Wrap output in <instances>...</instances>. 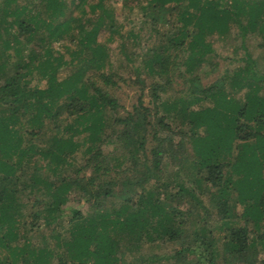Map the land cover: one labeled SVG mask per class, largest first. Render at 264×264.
<instances>
[{
    "label": "trees",
    "instance_id": "trees-1",
    "mask_svg": "<svg viewBox=\"0 0 264 264\" xmlns=\"http://www.w3.org/2000/svg\"><path fill=\"white\" fill-rule=\"evenodd\" d=\"M120 1L124 8L142 12L136 21L138 30L146 31L140 55L148 70L144 76V70L132 67L140 91L136 104L123 113L118 99L105 87L122 78L98 40L100 16L93 21L63 18L64 0H0V242H5L0 246L4 251L6 244L15 243L12 250L17 255L0 257V264H135L143 256V245L158 241L170 244L166 259L171 264H264L260 255L264 253V224L263 229L260 225L264 218V71L259 73L263 66L245 51L242 66L228 79L230 74L206 84L198 71L213 54L207 39L212 34L240 35L244 48L246 36L256 33L264 46V0ZM71 3L76 9L84 4L92 10L100 7L109 15L113 10L102 0ZM42 10L48 19L41 17ZM76 21L79 26L74 29ZM67 33H72L71 38ZM126 36L136 39L137 32ZM52 42L62 45L69 59L53 49ZM23 44L25 51L19 48ZM66 67L70 73L59 78L58 72ZM36 68L46 79L43 85L33 75ZM174 82L191 87L184 94L177 90L181 105L164 96ZM243 88V95L234 98ZM145 93L150 104L143 101ZM210 111L214 116V111H220L224 119L237 114L223 128L211 125L218 139L214 144L200 140L204 135L197 130L209 131L206 114ZM240 117L247 119L240 122ZM173 122L186 123L188 129H171ZM224 133L230 134L226 144L220 143ZM148 135L152 144L147 147ZM88 139L87 156L78 163L76 153ZM113 142L128 153L126 162L108 161L101 146ZM189 146L194 156L186 150ZM254 147L258 154H249ZM163 162L180 173L197 164L193 184L209 194L208 206L188 184L189 176L186 185L177 173L171 180L164 177ZM26 190L32 199L23 202ZM230 190L235 194L228 195ZM72 193L92 201L93 216L84 217L74 208L65 215L63 205ZM109 197L118 200L112 212L101 210ZM182 199L189 201L184 210ZM238 203L243 205L240 215L235 209ZM27 206L37 208L30 212ZM211 209L224 229L222 237L206 224ZM43 210L46 214L41 216ZM234 218L239 224L229 223ZM39 220L49 229L44 234L41 229L39 235L47 234L54 248L30 245L26 222L33 225ZM256 229L261 231L254 236ZM22 235L29 238L28 244L19 241ZM86 235L92 239L87 244L72 245L74 238Z\"/></svg>",
    "mask_w": 264,
    "mask_h": 264
},
{
    "label": "rangeland",
    "instance_id": "rangeland-1",
    "mask_svg": "<svg viewBox=\"0 0 264 264\" xmlns=\"http://www.w3.org/2000/svg\"><path fill=\"white\" fill-rule=\"evenodd\" d=\"M24 0H18L19 3H21ZM65 1V5H66V14L64 15L63 18H67L69 15H71L72 17H78L80 18V20L85 21L88 18H90V20H94L96 19V17L100 16L101 19L97 21L98 25H99V29H98V40L107 48V50L109 51V55H110V61L113 65V68L115 71H117L118 76L121 75V80L119 79L117 81V84L114 86H105L110 94H112L113 96H115L121 107H120V113H123L125 110H131L132 109V105L136 104L137 102V98H138V94L140 91V86L137 83H134V76L135 74L132 71V67L133 66H137L140 67L142 70H144V76L145 74H148V70L147 68L143 65V61L141 59V53L144 51V47H145V41L144 39H146V31H144L142 29L138 30L139 28H137L139 26V24L137 23V18L141 16L142 12L138 11V9H133V10H128L126 8H124L122 6V2L120 0H118V3L113 2L111 0H102V3L104 5H109L112 6L113 10L111 15L109 14H104L102 12V9L100 7H95L93 10L89 8L90 4H84V6L82 8H73V4L71 3V0H64ZM78 0H75V2L77 3ZM89 3H94L96 2V0H88ZM41 17L48 19V15L46 14V12H44L43 10L41 11ZM61 17V19H63ZM92 18V19H91ZM78 21L73 23V28L77 29L78 28ZM88 22V21H87ZM90 23V22H89ZM110 25H112L111 27H113L112 30H110ZM44 29V28H43ZM166 28L162 29V31L164 32ZM12 31H15V27H12ZM129 31H134L137 32V38L136 39H132L129 38L128 36H126L128 34ZM72 33H67L66 36L68 38H71ZM210 36V35H209ZM152 37V36H151ZM207 39H209L212 42V48L214 49L213 54L208 56L200 65H199V69L198 71L200 73H202L201 75L203 76V80L205 81L204 83H211L213 82L215 79H217L218 77L224 76V75H229L226 79L230 78V76H232L233 73H235L238 69L239 66H242L243 60L245 59V51H248L252 58H257L258 59V64L259 66H263L261 69H259V73H261L262 71H264V46H262L260 43L263 42L261 40L260 35L258 34H248L246 36V41H245V47L242 48V39L240 37V35H233V34H224V35H217V34H212L210 37H207ZM26 45H19V48L22 49L23 51L26 50ZM73 47V46H72ZM234 47L237 48V52H234ZM2 48V44L0 42V49ZM52 48L58 50L59 52L63 51L64 52V58L69 59V55L67 54V50L64 49V47H62V45H59L57 42H52ZM76 48V47H74ZM72 48V49H74ZM39 52V51H38ZM62 52V53H63ZM1 53V52H0ZM26 53V52H24ZM69 53V50H68ZM125 54L127 55L128 59L127 60L125 57ZM210 61L212 63H210ZM215 63V64H214ZM40 61L37 62V65L40 67ZM180 69H183V66L180 67ZM40 70L36 68V71L33 70V75L35 76V79L37 80L36 82L40 83V85H43L46 82L45 78H42L40 75ZM71 71L70 67H66L64 69H61L58 72V77L61 78L67 74H69ZM103 71L106 73L108 71L107 67H105L103 69ZM89 72H94L93 69L89 70ZM100 72V71H99ZM98 73V72H96ZM28 79V83H29V75H27L26 77ZM25 78V80H26ZM94 79V77L92 78ZM114 79H116V77H114ZM224 79V80H226ZM24 80V82H25ZM95 80H98V77L95 78ZM179 80V78H175L174 77V81ZM31 84H33V81L30 82ZM30 85V84H29ZM102 86H104L102 84ZM173 88L172 90H170L168 93L164 94V96L167 98V100L171 101V100H175V102H177L178 105H181V101L178 99L179 95V91H177L180 88V93L184 94L186 91L185 89L189 88L191 89L189 84H185V83H173L172 84ZM183 87H185L183 89ZM246 89L243 88L240 91H238L237 96L235 97H239L243 95V92ZM146 92V90H145ZM229 93V91H227V94ZM262 93V92H261ZM193 96V94L191 95ZM230 97H228L229 99ZM236 98V99H237ZM143 101L145 104H150L149 102V96L148 94H144L143 96ZM216 110H218V107L215 108ZM215 112V116L213 114H210V112H208L207 115V122L208 126H209V131H207L205 129L206 132H204V130L202 129H197L199 135L203 134L204 136L200 137V140H206L209 143H216L218 141V139L215 141L216 134L212 132V128L211 125L214 127V125L218 126L219 124V129L223 128L224 126H226L227 123H230L234 120H236V115L235 113H230L228 116H225L226 118L224 119V115L220 113V111H214ZM210 115V116H209ZM199 116V115H198ZM247 119L246 117H240L239 121H243ZM169 122H171L169 120ZM181 127V129L183 130H187L188 126L185 123H182L181 126L178 125V123H171V129L174 130H178V128ZM216 130V129H215ZM147 141L145 140V144L148 146H150L152 144V141L150 140V136L148 135L147 137ZM175 139H177V135L174 137ZM230 141V134L228 133H224L223 134V140H221L220 143H227ZM90 140L88 139L85 142V145L81 146L78 150V152L76 153V160L78 163L81 162V160L85 157V151H84V147H88L90 146ZM52 149L54 148L53 146L51 147ZM101 149L103 151V153L108 154V161L114 165L115 162H126V159L128 157V153H124V151H122V147H120V144H117L115 142H113L112 144L106 143L104 145L101 146ZM186 150H188L190 152V154L192 156H194V150L192 149L191 146H189V148L186 147ZM256 152L258 154V151L256 150V148L254 147L249 154H251V152ZM54 154H58V152H56V150L54 151ZM87 156V155H86ZM168 163V162H167ZM189 167V168H188ZM187 169L185 171H183V173H180L179 171L177 172L175 170V168H172L170 165L166 164L165 162H163V169H164V177L167 176V178L169 180H171L175 173H177V178L178 179H182L183 183L186 185V181L185 179L188 177L190 179V182H188V184H190L191 186L195 187V194L197 195V193H199L197 196L200 198L201 202L205 205L208 206L209 204V194L207 193H202L199 192L198 188H196V185L193 184V180L195 178V174H197L198 172V166L197 164H191V168L190 166L187 165L186 167ZM192 171L191 176L189 175V172L186 173V171ZM86 175H90V171L87 170L85 171ZM115 174L110 173V176H113ZM180 177V178H179ZM176 178V177H175ZM172 191H175L174 188H172ZM198 191V192H197ZM197 192V193H196ZM34 193V192H33ZM31 193L27 192V190L25 191L24 195L21 196V199L23 200V202H25V200L28 198L29 200L32 199L30 196ZM233 195L235 194V191L230 190L228 195ZM232 200H230L228 203L229 205L231 204ZM189 203L188 200H184L182 199V203H181V209L184 210V204ZM103 208H101V210L103 211H109L112 212L117 206H118V200L114 199V198H106L103 200L102 205ZM26 209V207H24ZM37 207L34 208H29L27 206L26 210H30V212L35 211ZM63 208L65 209V215H70L71 212V208L74 209H78L80 210V213L82 215H84V217L87 216H93L94 213L96 212V208L94 207V204L92 203L91 200H87L83 197H79L78 194H70L69 198L67 199L66 203L63 205ZM98 209V208H97ZM235 209L237 214L240 215V213L242 212L243 209V205L242 204H236L235 205ZM202 214V211L199 210L198 213ZM46 214L44 212V210L42 211V215ZM26 222V221H25ZM33 222V221H32ZM44 221L43 220H39L37 222H35V224H31L29 221L26 222V228L29 229V238H27L26 235H22L21 238L19 239V241L23 244L26 245L29 243L28 239L30 240V245H35V246H43L44 244L50 245L49 248H54V245H52L51 243V239L49 238V236L47 234L41 236L39 235L41 233V229L42 233H48L49 229L47 227H45V225H43ZM220 219L218 218V216L215 215L213 209H211L210 211V215H207L206 218V224H208L207 226L210 227L214 233L215 236H219L222 237L224 232V229L219 228L220 226ZM232 225L235 224H239V220L234 218L232 220H230L229 222ZM263 224H264V218L262 219V221H260V225H262L261 229H263ZM38 225V226H35ZM20 225L17 224L15 231L18 232V227ZM33 227V228H32ZM39 227V228H38ZM261 229H256V231H254L255 233L253 234L254 236L256 235V233H258V231L260 232ZM255 230V229H254ZM14 230L11 231V233H13ZM38 232V235H37ZM90 233H91V229H90ZM80 236V235H79ZM20 237V236H19ZM81 237V236H80ZM74 238L72 240V245L73 244H79V246H84L85 244L88 243V240L91 241L92 239H89L88 236L86 235L83 236L84 238ZM24 241H26L24 243ZM87 241V243H86ZM11 247H8V245L6 244V249L4 251H2L1 246H0V251L2 252V254L0 255V257H9L12 258L14 257V259L17 257V255L13 254V250L14 248H16L14 245L15 243L10 242ZM0 245H5V242H0ZM13 246V247H12ZM29 247V245H28ZM173 247V246H172ZM61 250V248H60ZM143 252V256L142 258H140V260H136L135 264H171L170 259H166L167 255H169V251H171V246L170 244H166V243H161L160 241L158 242H154V243H150V244H146L143 245L142 250ZM7 255V256H6ZM261 257L264 258V253L261 252L260 253ZM125 257L127 258H131L128 254L125 255ZM133 259V258H132ZM3 264V263H2Z\"/></svg>",
    "mask_w": 264,
    "mask_h": 264
}]
</instances>
